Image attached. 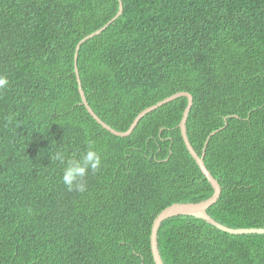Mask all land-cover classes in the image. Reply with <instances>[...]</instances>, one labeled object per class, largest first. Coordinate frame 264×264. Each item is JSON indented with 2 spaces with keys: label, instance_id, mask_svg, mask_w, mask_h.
Returning <instances> with one entry per match:
<instances>
[{
  "label": "trees",
  "instance_id": "16d2710c",
  "mask_svg": "<svg viewBox=\"0 0 264 264\" xmlns=\"http://www.w3.org/2000/svg\"><path fill=\"white\" fill-rule=\"evenodd\" d=\"M123 3L80 48L90 105L126 131L144 109L190 92L188 137L222 186L208 212L230 227H264V0ZM119 6L0 0V72L10 81L0 92V264H155L157 215L214 193L182 135L186 96L148 112L126 137L82 103L77 45ZM87 140L102 167L84 192L69 191L51 157L81 152ZM158 243L165 264H264V234H231L190 215L166 219Z\"/></svg>",
  "mask_w": 264,
  "mask_h": 264
},
{
  "label": "water",
  "instance_id": "95a60500",
  "mask_svg": "<svg viewBox=\"0 0 264 264\" xmlns=\"http://www.w3.org/2000/svg\"><path fill=\"white\" fill-rule=\"evenodd\" d=\"M120 6L117 14L109 20L103 27L98 29L97 31L87 35L85 38H83L76 48V54H75V71L77 74L78 82H79V91L82 97V103L86 106L89 113L97 120L98 123H100L105 129L109 130L111 133H113L116 136H122L126 137L132 134L136 126L138 125L139 121L142 117H144L148 112L153 111L154 109H157L158 107L164 105L165 103L174 100L181 96H186L188 98V105L184 111V115L182 118V121L180 123V128L182 131L183 138L186 142L187 148L190 151L191 155L194 157L196 162L198 163L200 169L206 176V178L209 180V182L213 186L214 193L211 197L199 201V202H176L171 204L170 206L163 209L155 218L152 226V232H151V248H152V254H153V260L155 261V264H165L164 260H162V255L159 249V243H158V231L162 225V223L171 217L178 216V215H190L197 218H202L206 220L208 223L216 226L217 228L226 231L231 234H244V233H260L264 234V227H250V228H235L230 227L228 225H225L221 223L220 221L216 220L210 213L208 212V209L212 206V204H215L218 199L221 196L222 193V186L219 183V181L214 177L212 172L209 170L206 162H205V155H200L195 147L192 145L189 137H188V131H187V122L189 118V114L191 112L192 106L194 104V97L193 95L188 91H180L177 92L164 100L159 101L157 104L148 107L144 109V111H141L138 116L135 118L131 126L126 131H120L115 128H113L111 125H109L107 122H105L92 108L90 105L85 91L83 89L82 80L80 77V72L78 69V59H79V52L80 48L83 43H85L87 40L95 37L96 35L101 34L105 29H107L115 20H117L124 12V3L123 0H119ZM220 130H216L213 132V134L217 133Z\"/></svg>",
  "mask_w": 264,
  "mask_h": 264
},
{
  "label": "clouds",
  "instance_id": "9594fccd",
  "mask_svg": "<svg viewBox=\"0 0 264 264\" xmlns=\"http://www.w3.org/2000/svg\"><path fill=\"white\" fill-rule=\"evenodd\" d=\"M9 85L8 75L0 72V92L6 90ZM8 122L11 123L12 118H9ZM85 143L86 148L81 152L65 156L62 151H57L51 157L63 165L61 182L69 191L84 192L89 173L95 174L102 167L104 157L96 142L87 140Z\"/></svg>",
  "mask_w": 264,
  "mask_h": 264
}]
</instances>
